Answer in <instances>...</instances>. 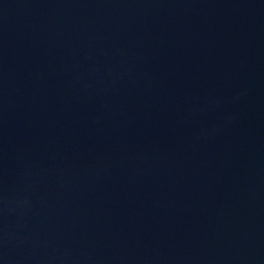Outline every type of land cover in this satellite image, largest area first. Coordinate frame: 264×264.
Returning <instances> with one entry per match:
<instances>
[{
	"label": "water",
	"instance_id": "obj_1",
	"mask_svg": "<svg viewBox=\"0 0 264 264\" xmlns=\"http://www.w3.org/2000/svg\"><path fill=\"white\" fill-rule=\"evenodd\" d=\"M0 264H264V0H0Z\"/></svg>",
	"mask_w": 264,
	"mask_h": 264
}]
</instances>
